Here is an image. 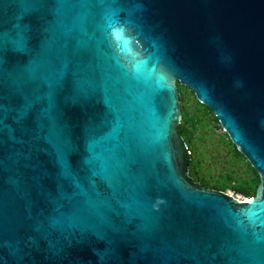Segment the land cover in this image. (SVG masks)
I'll return each instance as SVG.
<instances>
[{
	"label": "water",
	"instance_id": "obj_1",
	"mask_svg": "<svg viewBox=\"0 0 264 264\" xmlns=\"http://www.w3.org/2000/svg\"><path fill=\"white\" fill-rule=\"evenodd\" d=\"M178 83L256 197L190 175ZM0 264H264V0H0Z\"/></svg>",
	"mask_w": 264,
	"mask_h": 264
},
{
	"label": "trees",
	"instance_id": "obj_2",
	"mask_svg": "<svg viewBox=\"0 0 264 264\" xmlns=\"http://www.w3.org/2000/svg\"><path fill=\"white\" fill-rule=\"evenodd\" d=\"M178 89L181 98L182 108V123L179 127L180 134L183 136L188 144L191 151L192 162L190 166V175L193 177L195 182L204 185L207 189H213L218 191L226 192L228 189L235 192L236 194L242 195L247 199L256 197L258 187L261 183L260 177L257 171L251 166L249 161L238 151L237 147L233 144L230 137L223 131L221 138L224 137L228 147H230V160L227 161V167L230 166L234 161L238 162L236 166H241L246 171L245 177L242 179L240 176L236 177L231 174L230 171L222 173L220 177H214L211 173L203 171L202 161L197 159V153L200 150L199 147L202 144V130L201 128H207L208 123H203L200 117L191 114L186 107V94L190 92V96L193 98L195 103L199 107H204L209 114L213 117V122L221 129V125L214 112L207 106L201 104L195 93L188 87L182 86L178 83ZM200 143V145H199ZM226 185L228 187H226Z\"/></svg>",
	"mask_w": 264,
	"mask_h": 264
},
{
	"label": "rangeland",
	"instance_id": "obj_3",
	"mask_svg": "<svg viewBox=\"0 0 264 264\" xmlns=\"http://www.w3.org/2000/svg\"><path fill=\"white\" fill-rule=\"evenodd\" d=\"M186 107L191 114L200 117L203 123H208V127L201 128L202 132V144L199 147L196 158L202 161L203 171L211 173L214 177H220L222 173L230 171L233 176H240L242 179L246 175V171L241 166H236L238 162H233L227 167V161L230 160V147L227 146L224 137L221 138L223 130H221L215 122L213 117L202 106L199 107L193 98L190 96V92L186 94ZM200 145V143H199ZM226 187H228L226 185ZM229 195L236 197L239 200L246 199L242 195L228 189L226 191Z\"/></svg>",
	"mask_w": 264,
	"mask_h": 264
}]
</instances>
